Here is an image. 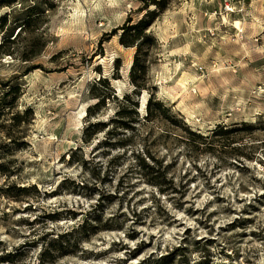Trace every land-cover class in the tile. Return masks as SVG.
Listing matches in <instances>:
<instances>
[{
    "label": "rangeland",
    "instance_id": "obj_1",
    "mask_svg": "<svg viewBox=\"0 0 264 264\" xmlns=\"http://www.w3.org/2000/svg\"><path fill=\"white\" fill-rule=\"evenodd\" d=\"M138 7L16 0L0 10L10 13L0 42L36 13L33 32L14 39L15 56L0 57V84L20 87L0 120V264L14 250L13 264H38L43 242L84 221L98 232L53 264H264V0H172L150 28L157 44L148 90L136 98L140 124L115 131L119 103L109 98L89 120L106 128L84 142L94 84L106 79L111 92L96 93L118 100L134 88V49L110 33L137 20ZM40 37L39 56L22 62V48ZM33 65L42 68L22 75ZM150 95L168 110L145 121ZM221 129L232 132L216 136ZM6 185L35 190L14 201Z\"/></svg>",
    "mask_w": 264,
    "mask_h": 264
},
{
    "label": "trees",
    "instance_id": "obj_2",
    "mask_svg": "<svg viewBox=\"0 0 264 264\" xmlns=\"http://www.w3.org/2000/svg\"><path fill=\"white\" fill-rule=\"evenodd\" d=\"M139 2V7L137 9V12L140 14V16L137 18V20L133 21V19L129 16L122 25L114 28L112 32L110 33L111 36H117L118 37V43L120 46L124 48H130L134 49V55L132 64L129 69V82L134 87L133 90L130 93H127L123 95L119 100L118 97L111 94H105L101 95L96 93V89L98 90V86L102 88V90L107 89V92L110 91L109 83L106 79H99L91 88V96L92 99H95L96 102L87 107L86 109V116L88 118L86 128L83 134V141L88 142L91 137L96 135L99 132L104 131L106 128V124L100 121L96 122H89L91 118H96L99 110L105 106L106 99H113L118 101V110L114 114V118L111 119V124H114V130L115 131H129L134 130L141 122V118L138 115V103L136 98L138 94L142 90H148L147 89V74H148V57L149 54H151L152 49L156 46L157 42L156 39L153 37L151 33V26L153 23L158 20L166 10H168L172 0H137ZM16 0H0V10L3 8H13L15 6ZM42 14V12H39ZM26 17L22 19L24 22L19 23L18 25V31L16 33V37H18L19 34L27 35L33 31L30 30L29 26L30 23L35 22L36 19H32L34 16L35 10L29 9L28 13H26ZM38 15L37 17H39ZM10 13L6 12L3 15L0 16V31H3L7 22L9 21ZM18 24V23H17ZM12 37V32L7 33L3 37H1L0 42V57H14L16 52L14 51V37L12 40L10 39ZM39 38H34L29 42V45L27 44L25 47L22 48L23 51H21L20 59L22 62H31L35 58L39 56L42 49H44V40ZM28 42V40H27ZM116 68L115 70L120 69L119 60L115 61ZM42 67L38 65H33L31 67L26 68L22 75H26L27 73L40 69ZM0 87L2 89V95L0 96V120L2 116L9 110H11L12 107H14L13 100L17 98L19 93V85L10 86L8 83L0 84ZM13 96L14 99L8 101L4 100L8 96ZM148 103H146V116L142 118L145 121H149L151 119H159L160 116H162L163 111H167L168 109L165 108L161 103L154 101V97L152 95L149 96ZM23 115H28L31 113L30 110H26ZM173 116V117H172ZM171 116V122L175 123L177 121H173L175 119V116ZM12 121V127L17 126L21 121L19 119V116L13 115L11 118ZM182 124V123H181ZM182 130L185 134H187L190 137L197 138L199 141H204L205 137L202 135L193 134L192 131L187 129L184 124H182ZM230 130H219L216 132L217 135H227L231 133ZM10 139V137L8 138ZM10 141H12L10 139ZM202 144V143H201ZM7 173L3 170V165L0 163V175L6 176ZM34 189L35 187H16L15 185H6V187L3 190V196L12 199L14 201H20L22 198H25L28 196V192ZM12 191H15L16 193H12ZM95 215L91 217L90 220L94 222H100V216L96 215L97 213L94 212ZM48 218L51 220H57L58 219V213H53L48 215ZM89 231V233H97V229L93 227L90 223L84 221L81 225H79L76 229H72L70 233H62L57 234L55 238H50L47 242H43L45 240L42 239L43 243L42 249L40 248V260L38 264H53L57 258L69 254L68 249L76 247L78 243L83 240L82 238H85L87 236L86 232ZM31 244V243H30ZM31 246V245H30ZM17 256L16 250L13 252H9L6 254L5 257L2 258V260L8 264H13L15 262V258Z\"/></svg>",
    "mask_w": 264,
    "mask_h": 264
}]
</instances>
